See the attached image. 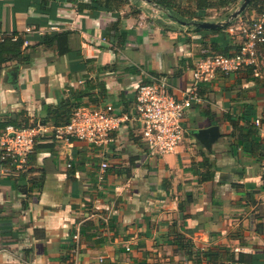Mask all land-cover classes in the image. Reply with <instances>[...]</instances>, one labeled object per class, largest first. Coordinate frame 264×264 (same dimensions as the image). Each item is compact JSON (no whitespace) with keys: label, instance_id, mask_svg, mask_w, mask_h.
<instances>
[{"label":"crops","instance_id":"1","mask_svg":"<svg viewBox=\"0 0 264 264\" xmlns=\"http://www.w3.org/2000/svg\"><path fill=\"white\" fill-rule=\"evenodd\" d=\"M169 1L193 20L225 21L243 0ZM111 7L93 0H0V42L24 39L21 56L8 53L0 64V132L25 122L51 130L79 102L130 113L139 85L164 76L181 98L197 60L239 47L234 25L260 14L249 4L215 30L184 24L154 0ZM66 32L63 42L42 41ZM114 33L124 41L113 42ZM259 58V75L249 66L221 72L202 87L204 100L186 111L175 151L152 152L126 124L106 145L42 138L35 171L6 172L0 163V264H264L263 151L231 136L234 129L239 134L236 123H264V43ZM213 125L220 137L207 148L192 130ZM208 171L213 178L204 180ZM240 253L261 257L241 262Z\"/></svg>","mask_w":264,"mask_h":264},{"label":"built area","instance_id":"2","mask_svg":"<svg viewBox=\"0 0 264 264\" xmlns=\"http://www.w3.org/2000/svg\"><path fill=\"white\" fill-rule=\"evenodd\" d=\"M234 28L242 36L239 50L232 55H202L193 68V84L181 98L173 93L169 79L164 76L139 85L130 113L119 112L112 104L80 105L73 109L67 123L51 130L41 123L21 128L7 125L0 132L1 159L12 158L16 168L21 169L27 155L35 150L42 138L50 137L65 143L78 139L93 145H106L114 140V132L126 124H131L141 134L152 152L175 151L185 136L184 115L192 106L203 102L201 90L205 84L211 83L221 72L234 73L248 66H253L256 74H260L259 46L264 43V13L249 22L237 23ZM31 30L27 28V31ZM256 124L264 138V123L259 118ZM101 166L105 169L108 163L105 161ZM3 168L11 172L12 166L4 165ZM103 171L99 175L101 180L105 178ZM75 238L79 240V234Z\"/></svg>","mask_w":264,"mask_h":264},{"label":"trees","instance_id":"3","mask_svg":"<svg viewBox=\"0 0 264 264\" xmlns=\"http://www.w3.org/2000/svg\"><path fill=\"white\" fill-rule=\"evenodd\" d=\"M125 0H93L94 4L97 5L98 7L100 6H106V7H113V4L115 2H124ZM161 8L165 9L166 12L170 15L173 16V18H175L176 20H193L192 18H188L186 15H179V13L177 12V10L175 9V5L173 3H171L169 0H154ZM208 2V1H207ZM211 3V2H210ZM210 3L208 2V6H210ZM250 5H255L257 6V10L260 13L259 15L264 13V0H251L250 1ZM111 7V8H112ZM258 15V16H259ZM235 19L231 20V22L227 25H225V28H227L230 24H232L234 22ZM116 27V25H115ZM198 29H200L199 27H197ZM215 30H222V28H215ZM68 32H66L65 34H61V33H53V34H49V35H45V37L43 38V42L46 43H51L55 40H58L59 42H63L64 39H66L65 37H67ZM123 33L122 34H117L114 33L111 35V40L114 41H118L119 43H121L122 41H124L123 38ZM24 44V39L18 37L16 40H13L11 38H5L3 40V42H0V64H2L3 62H6L8 60V58L6 57V54L8 53H13L15 56H21V46ZM240 47H236L234 50H232L230 47L227 46V48L225 50H223L222 53H216L215 51H209L210 53H205L203 55H207V54H225V55H232L235 52H237L239 50ZM249 67V66H248ZM251 70H254L253 66ZM64 105H69V101H64L63 102ZM83 105L82 103H75L74 106H68V108L63 111L62 113H65V116L62 117L61 121H57L56 124L54 125L59 126V125H63L65 123H67L70 118H71V114L72 111L75 107ZM56 113H59L58 110H56ZM231 120H234L231 118ZM246 124L245 125H239L238 123H236V128H238V132H239V136L236 134V129H234V131H232L231 136L237 138V141H253L255 142L254 145L256 148H259L263 151V155H264V138L261 136L260 133V128L257 124H252L250 122V120H246ZM9 123L6 124V126ZM10 125V124H9ZM11 125H14L17 128H21V127H26L29 126L30 124L28 122L25 123H12ZM44 125V124H43ZM5 126V127H6ZM4 127V128H5ZM256 136L258 138H256ZM261 136V137H260ZM37 146V145H36ZM35 146V148H36ZM35 151V150H34ZM32 152L30 154L27 155L26 158V162L24 164V167L28 165L30 167H27L26 170L22 169H16V165L14 164V161L12 158H7V159H1V154H0V163L4 165H9L12 166L11 171H15L18 170L19 173L21 172H27V171H35L36 167H34L33 164V156L35 152ZM1 152V151H0ZM209 165V167H213L212 166V162H209L208 159L205 158V165ZM209 173H205L203 174V179L204 180H209L211 178H213V172L212 171H208ZM255 193V192H254ZM254 193H251V196H254ZM260 217V216H259ZM258 230L259 231H263L264 230V224L260 221L258 223ZM228 252V250H227ZM206 254H208V251H205V256H207ZM252 257V262H255L258 258L261 257V255H257V256H251L248 253H240L238 259H236L237 261H241V262H249L250 258ZM229 259L233 260V256L229 257ZM235 260V259H234Z\"/></svg>","mask_w":264,"mask_h":264},{"label":"water","instance_id":"4","mask_svg":"<svg viewBox=\"0 0 264 264\" xmlns=\"http://www.w3.org/2000/svg\"><path fill=\"white\" fill-rule=\"evenodd\" d=\"M250 1L251 0H243L241 5L237 9L233 10L225 21H211V20H204V21L192 20L191 22L183 21V20L180 21L184 24L190 23L200 28L215 29L229 24L231 20L236 19L239 15H241L250 4ZM18 69L19 67L16 65L10 67L8 71L16 72ZM15 72H13V75H15ZM192 134L199 141H201V143H203L207 148H211L213 143H215L216 140L220 137V130H219V126L213 125L205 128L193 129Z\"/></svg>","mask_w":264,"mask_h":264}]
</instances>
